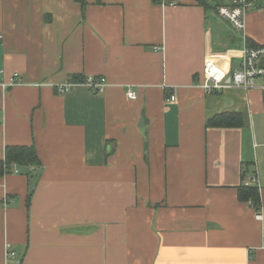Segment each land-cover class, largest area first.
Segmentation results:
<instances>
[{"label": "crops", "instance_id": "crops-1", "mask_svg": "<svg viewBox=\"0 0 264 264\" xmlns=\"http://www.w3.org/2000/svg\"><path fill=\"white\" fill-rule=\"evenodd\" d=\"M204 1L0 0V160L41 161L0 176V264L7 243L12 264H264V90L199 87L264 45V9L237 31L231 0ZM87 76L105 92H61ZM255 174L259 213L239 199Z\"/></svg>", "mask_w": 264, "mask_h": 264}, {"label": "built area", "instance_id": "built-area-1", "mask_svg": "<svg viewBox=\"0 0 264 264\" xmlns=\"http://www.w3.org/2000/svg\"><path fill=\"white\" fill-rule=\"evenodd\" d=\"M264 9V0H231L230 4L218 7V15L227 21L235 30L243 31L246 26L247 15L254 10ZM2 39V36H0ZM2 70L0 69V85L7 86L3 82ZM15 82L19 81V74H14ZM261 84L258 86V82ZM79 85L87 86L93 93H103L108 87V81L104 77L87 76L81 79L71 77L64 85L61 86V92L65 93L71 91L74 87ZM199 87L205 93L221 92L228 88H238L243 90H250L259 87L264 90V45L259 47H250L245 45L242 51V61L240 68L229 74L215 61L209 60L205 63L203 71V82ZM128 98L135 100L138 95L137 92L129 89L127 91ZM169 102L177 100V96L172 90V93L167 99ZM11 173L18 174L20 169L17 165H13ZM6 175V174H5ZM245 185H256L259 187L257 174L253 175L251 179L245 181ZM5 204L10 202V197L5 195L3 198ZM260 215V214H259ZM7 264H12L16 259L17 253L10 243L6 245Z\"/></svg>", "mask_w": 264, "mask_h": 264}, {"label": "trees", "instance_id": "trees-1", "mask_svg": "<svg viewBox=\"0 0 264 264\" xmlns=\"http://www.w3.org/2000/svg\"><path fill=\"white\" fill-rule=\"evenodd\" d=\"M81 5H86V0H75ZM162 0H155V2H161ZM201 4L207 6L208 3L204 0H200ZM248 46L250 47H259L253 41H248ZM226 114H220L209 120V126H224L227 125L230 121L227 120ZM237 119V117H234ZM242 125V120H238L232 126ZM41 161L37 155L36 149L33 146H8L6 149L5 159L0 160V176L5 174H11V169L13 165L20 167H30L40 165ZM239 199L243 202H251V204L256 208L257 212H261V196L259 187L256 185H243L239 188ZM28 205H30V197L28 200Z\"/></svg>", "mask_w": 264, "mask_h": 264}]
</instances>
